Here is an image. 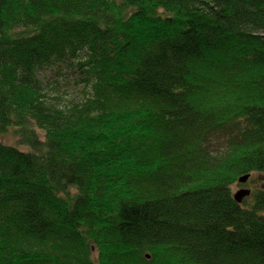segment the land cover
I'll use <instances>...</instances> for the list:
<instances>
[{
	"label": "trees",
	"instance_id": "1",
	"mask_svg": "<svg viewBox=\"0 0 264 264\" xmlns=\"http://www.w3.org/2000/svg\"><path fill=\"white\" fill-rule=\"evenodd\" d=\"M0 264H264V0H0Z\"/></svg>",
	"mask_w": 264,
	"mask_h": 264
},
{
	"label": "rangeland",
	"instance_id": "2",
	"mask_svg": "<svg viewBox=\"0 0 264 264\" xmlns=\"http://www.w3.org/2000/svg\"><path fill=\"white\" fill-rule=\"evenodd\" d=\"M55 72H57V71L53 72L54 75H55ZM50 75H51V73H50ZM76 75H77L76 71L74 72L73 69H71V67L69 65L67 68L64 69L62 77L59 76V79L62 81L63 85L69 86L73 81L76 82L77 80H79L78 77L75 78ZM56 79H57V77H56ZM64 96L67 100L69 98L71 100H80V99L84 98V90H83L82 86L72 85L69 89L65 90ZM38 133H39L41 139L44 138V133L42 131L38 130ZM1 141H3L4 143H6L8 145L18 147L19 150L20 149H25V150L28 149L25 146H23V144H21L20 140H18V138L15 136L14 130H12L10 133L3 136L1 138ZM259 186H260V184H257V183L253 184V183H251V180H250L247 184L243 185L242 187L236 185L234 187L233 192L238 191L241 188H250V190L251 189L256 190L259 188Z\"/></svg>",
	"mask_w": 264,
	"mask_h": 264
},
{
	"label": "water",
	"instance_id": "3",
	"mask_svg": "<svg viewBox=\"0 0 264 264\" xmlns=\"http://www.w3.org/2000/svg\"><path fill=\"white\" fill-rule=\"evenodd\" d=\"M251 178V175H246L240 178L239 183L240 184H246L248 181H250L249 179ZM252 191L248 188H243L238 190L235 194H234V198L236 200V202H238L239 204H241L245 199H247L248 197L251 196ZM150 257V256H148Z\"/></svg>",
	"mask_w": 264,
	"mask_h": 264
},
{
	"label": "bare ground",
	"instance_id": "4",
	"mask_svg": "<svg viewBox=\"0 0 264 264\" xmlns=\"http://www.w3.org/2000/svg\"><path fill=\"white\" fill-rule=\"evenodd\" d=\"M244 202H242L240 205H242Z\"/></svg>",
	"mask_w": 264,
	"mask_h": 264
},
{
	"label": "flooded vegetation",
	"instance_id": "5",
	"mask_svg": "<svg viewBox=\"0 0 264 264\" xmlns=\"http://www.w3.org/2000/svg\"><path fill=\"white\" fill-rule=\"evenodd\" d=\"M254 189H252V191H253Z\"/></svg>",
	"mask_w": 264,
	"mask_h": 264
}]
</instances>
